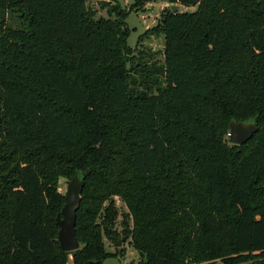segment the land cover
Here are the masks:
<instances>
[{
    "label": "trees",
    "instance_id": "1",
    "mask_svg": "<svg viewBox=\"0 0 264 264\" xmlns=\"http://www.w3.org/2000/svg\"><path fill=\"white\" fill-rule=\"evenodd\" d=\"M128 10L0 0V264H264V0H162L163 61ZM195 6L176 11L171 5ZM257 124L235 145L230 121ZM83 177L63 251L59 179ZM116 198L126 211L119 213ZM122 215L120 229L116 221Z\"/></svg>",
    "mask_w": 264,
    "mask_h": 264
},
{
    "label": "rangeland",
    "instance_id": "2",
    "mask_svg": "<svg viewBox=\"0 0 264 264\" xmlns=\"http://www.w3.org/2000/svg\"><path fill=\"white\" fill-rule=\"evenodd\" d=\"M109 0H86L87 6L91 7L95 12V16H104L108 17L107 13V7L104 6L103 3H107ZM110 2L117 3L122 8L128 10L130 8V4L133 2V0H110ZM165 6H169V4L162 0L157 1H150L146 4V7L142 10H135L132 9L131 13L126 17L125 22L127 23L130 34L127 38L128 45L133 47H140L142 45L145 48H150L152 52L156 53V57L159 58L161 61H163L164 57L162 56V51L164 48V39L162 35H152L149 34V36H146L142 38V41L140 44H137V37L143 33L145 30L148 29V27L155 25L157 22V19L160 16V13L162 9L165 8ZM180 11L183 10H194L195 6H185L180 5L178 7ZM66 178H60L59 179V192L64 195L66 190ZM116 206L119 209V213L122 211H126L125 204L120 200L119 198H116ZM122 219V215L119 214V217L116 221V228L117 230L120 229V221ZM104 239V248L105 250L109 252H117L119 247H124L125 254L118 256H110L106 259H104L103 264H137L140 260L139 252L134 250L133 247L129 244L128 241H124L123 238H121V243L119 246L114 245V241L110 240L107 236L103 237ZM64 264H74L73 261V254L68 253L66 257V261Z\"/></svg>",
    "mask_w": 264,
    "mask_h": 264
},
{
    "label": "water",
    "instance_id": "3",
    "mask_svg": "<svg viewBox=\"0 0 264 264\" xmlns=\"http://www.w3.org/2000/svg\"><path fill=\"white\" fill-rule=\"evenodd\" d=\"M177 4L171 5V10L176 11ZM229 132L227 134L228 142L239 145L245 143L246 140L257 130V124L247 121H230ZM66 190L64 193L65 203L59 213L56 214V224L58 226L57 240L63 251H73L80 247V243L75 234L76 212L80 206V196L85 185L83 177L76 173L72 178L66 179ZM124 239V237H122ZM121 238L118 240L113 238L114 245L119 246Z\"/></svg>",
    "mask_w": 264,
    "mask_h": 264
}]
</instances>
